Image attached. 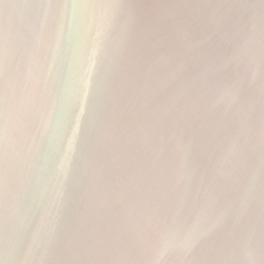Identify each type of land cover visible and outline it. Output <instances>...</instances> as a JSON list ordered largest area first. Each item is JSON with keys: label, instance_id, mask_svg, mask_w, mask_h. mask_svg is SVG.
Wrapping results in <instances>:
<instances>
[{"label": "water", "instance_id": "95a60500", "mask_svg": "<svg viewBox=\"0 0 264 264\" xmlns=\"http://www.w3.org/2000/svg\"><path fill=\"white\" fill-rule=\"evenodd\" d=\"M0 264H264V0H0Z\"/></svg>", "mask_w": 264, "mask_h": 264}]
</instances>
